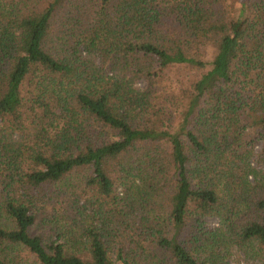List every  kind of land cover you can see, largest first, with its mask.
<instances>
[{
    "label": "trees",
    "instance_id": "trees-1",
    "mask_svg": "<svg viewBox=\"0 0 264 264\" xmlns=\"http://www.w3.org/2000/svg\"><path fill=\"white\" fill-rule=\"evenodd\" d=\"M258 140L264 0H0V264L264 250Z\"/></svg>",
    "mask_w": 264,
    "mask_h": 264
},
{
    "label": "rangeland",
    "instance_id": "rangeland-1",
    "mask_svg": "<svg viewBox=\"0 0 264 264\" xmlns=\"http://www.w3.org/2000/svg\"><path fill=\"white\" fill-rule=\"evenodd\" d=\"M184 72L172 71L169 73L172 77H178L183 75ZM255 145V146H254ZM253 147V152L251 148ZM245 149L250 150V155L246 156L247 162L250 164L254 171V175L249 177L251 182L254 181L255 177L261 178L264 174V143L261 140L254 142L253 144H247ZM242 151V150H241ZM76 182V179H73ZM52 208V207H50ZM57 208L55 211H60ZM220 224V219L218 216L208 217L206 220V225L209 227H217ZM230 264H264V250L253 251L252 249L246 247H233L231 250V255L229 258Z\"/></svg>",
    "mask_w": 264,
    "mask_h": 264
}]
</instances>
